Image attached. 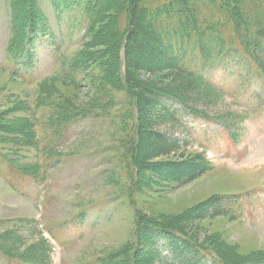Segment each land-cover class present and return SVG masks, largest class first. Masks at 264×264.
Wrapping results in <instances>:
<instances>
[{
  "label": "rangeland",
  "instance_id": "374dc122",
  "mask_svg": "<svg viewBox=\"0 0 264 264\" xmlns=\"http://www.w3.org/2000/svg\"><path fill=\"white\" fill-rule=\"evenodd\" d=\"M38 3L51 34L42 38L45 46L35 48L34 65L23 70L6 59L8 18L4 1L0 0V128L7 126L15 132L22 126L5 118H17L35 133L34 141H29L0 130V151L15 161L14 168H34L38 179H42L30 180L0 163V242L10 248L13 239L16 253L36 259L31 264H41L36 256L41 252L38 245L46 251L49 264H89L122 248L126 250L125 242L134 230L138 213L170 228L178 222V228L188 238L216 250L228 264H263L264 92L261 85L251 81L241 86L236 73L214 72L212 79L222 88V95L200 99L193 107L208 116L213 121L210 124L199 120L194 123L184 117V127L170 122L157 108L146 109L142 112L141 129L165 133L178 143L174 154L151 164L163 168L205 163L208 169L179 187L167 186L151 173L129 181L120 143L123 136L133 134L136 126L129 120L128 107L120 99L101 100L110 117L78 121L62 144L45 128L44 109L33 111L44 99L51 104L67 103L80 112L96 111L93 108L99 104V92L88 80L74 85L53 78L40 85L44 78L60 75L56 71L52 39L58 43L64 38L62 48H71L83 29L75 25L71 36L69 21H57L45 2L38 0ZM105 64L110 71L111 58ZM134 75L156 86L175 82L174 75L167 71ZM107 103L111 106L105 109ZM218 122L224 124L226 133ZM50 160L59 164L44 172L41 168ZM111 174L116 183L106 179ZM162 174L169 173L163 169ZM215 195L237 198L229 215L205 219H194L193 213L188 215ZM138 243L136 247L141 246ZM140 259L145 264H157L149 256Z\"/></svg>",
  "mask_w": 264,
  "mask_h": 264
},
{
  "label": "trees",
  "instance_id": "16d2710c",
  "mask_svg": "<svg viewBox=\"0 0 264 264\" xmlns=\"http://www.w3.org/2000/svg\"><path fill=\"white\" fill-rule=\"evenodd\" d=\"M3 1L9 32L5 46L6 59L19 64L23 70L30 69L37 58L35 48L45 46L42 38L51 34L48 20L38 0ZM42 2L49 6L57 21H69L71 36L75 25L79 30L82 28L83 33L69 49L62 48L64 38H60L58 43L52 39L56 71L60 75L52 74L44 78L40 85H45L53 78L74 85L88 80L99 92V104L98 108H93L96 111L80 112L70 108L67 103L51 104L44 99V102L35 105L33 111L44 109L46 115L42 116L46 118L45 128L58 144H62L71 126L78 121L110 117V112L104 111L101 100L115 102L120 99L128 107L129 120L136 126L133 134L126 138L123 136L120 143L129 181L139 180L143 173H151L167 186L179 187L208 169L205 163L175 164L163 168L151 164L156 159L174 154L178 143L165 133L141 129L142 112L146 109L157 108L170 122L184 127V117L194 123L197 120L205 124L213 123L208 116L193 107L200 99L222 95V88L212 79L218 70L236 73L241 86L255 81L264 92V0ZM104 36L108 41L105 42ZM110 46L112 48L108 50ZM78 48L80 50H76ZM110 58L112 68L108 71L105 62ZM165 71L174 75L175 80L167 86L152 85L134 75L135 72L154 74ZM229 77L234 78L232 75ZM106 105L105 109L111 106L110 103ZM5 120L20 124L23 128H17L14 132V128L4 126L0 130H4L7 135L34 141L35 133L29 127L26 128L25 122L17 118ZM218 123L225 132L224 124ZM128 139L130 141L126 142ZM32 145L36 146L35 143ZM14 162L0 151V163L8 169L30 180L42 181L38 179L34 168H14ZM58 164V161H45L41 169L46 172ZM163 169L168 171V176L162 174ZM106 179L116 183L113 174ZM235 203L237 198L233 195H215L188 215L195 214L194 219L227 216ZM134 225V230L125 242L127 244L123 246L125 251L122 248L96 258L89 264H145L142 259L138 260V257L143 256H149L157 264H228L216 250L188 238L178 228V222L170 228L163 222L153 221L137 213ZM5 239L6 236V243ZM12 242L10 248L0 242V264L35 263L31 261L34 257L27 259L23 254L16 253V243L13 239ZM137 243L141 246L136 247ZM38 246L41 252L36 256L41 264H49L46 251L41 245Z\"/></svg>",
  "mask_w": 264,
  "mask_h": 264
}]
</instances>
